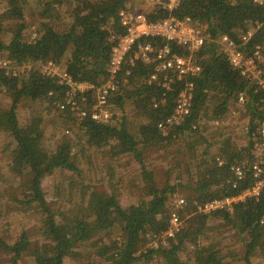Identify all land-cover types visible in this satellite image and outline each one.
I'll list each match as a JSON object with an SVG mask.
<instances>
[{
    "label": "trees",
    "instance_id": "1",
    "mask_svg": "<svg viewBox=\"0 0 264 264\" xmlns=\"http://www.w3.org/2000/svg\"><path fill=\"white\" fill-rule=\"evenodd\" d=\"M39 1L42 5L34 14L41 22L35 31L29 21V0H7L0 15V30L4 32L0 34V57L33 64L31 70L20 75L0 68V102L5 94L12 101L10 108L0 107V131L9 132L13 139L10 181L0 178L4 184L0 220L3 212L12 209L37 215L41 222L37 238L27 229H21L15 237L0 228V255L8 258V264H225L228 257L238 261L239 256L244 264H253L252 257L258 253L264 264V226L260 224L264 192L236 203L232 212L226 208L208 212L198 208L208 200L237 194L252 183L248 176L233 187L230 164L245 158L248 147L239 148L228 126H214L210 120H224L237 108L239 93L246 89L248 112L252 118L261 117L262 92L255 91V86L231 65L220 46L208 41L198 52L201 70L192 77L195 87L191 112L167 135H163L158 123L172 113L183 82L173 84L166 103L155 107L153 98L161 97L163 89L146 82L152 66L137 62L131 67V85L111 99L113 105L123 106L127 101L134 105L142 118L136 134L130 131L125 117L98 122L89 115L79 118L65 110L61 111L62 117L69 131L74 127L75 137L65 134L54 149L47 150L42 117L34 115L21 121L17 114L21 102L29 100L33 106L59 110L56 102L63 98L66 86L42 71L50 61L65 68L77 81L101 84L107 77L113 46L110 36L123 31L119 12L134 0ZM61 8H66L65 13L71 8V22L63 31L55 25V20L61 19ZM173 13L206 25L212 36L222 32L236 42L249 26H254L256 30L245 51L251 55L254 47L261 45L264 54V2L182 0ZM146 14L150 20H157L166 17L168 11L152 8ZM32 32L35 35L31 39ZM181 137H187L189 147L194 149V171L187 173L185 182L172 183L173 166L169 165L161 184L145 152L156 147L175 155L181 150L174 147L175 141ZM73 139L102 149L112 163L118 157L135 160L145 184L142 189L136 187V201L123 204L120 194L129 187L112 170L108 187L87 186L75 208L55 207L48 200L44 178L63 170L80 173L72 153ZM219 154L226 160L223 166L216 160ZM175 164L177 169L180 163ZM70 186L79 191L80 185L75 187V182L71 181ZM178 188L186 190V204L181 208L172 203ZM173 212L179 215L182 227L165 240L162 233L169 228ZM226 227L240 237L244 246L241 253L232 246L223 247L221 237ZM154 234L163 236L158 247L152 245Z\"/></svg>",
    "mask_w": 264,
    "mask_h": 264
},
{
    "label": "built area",
    "instance_id": "2",
    "mask_svg": "<svg viewBox=\"0 0 264 264\" xmlns=\"http://www.w3.org/2000/svg\"><path fill=\"white\" fill-rule=\"evenodd\" d=\"M136 1L145 2L152 8L166 10L168 15L157 20H150L146 11L135 5ZM181 1L134 0L120 10L119 23L123 31L113 32L110 36L113 46L107 67V77L101 84L77 81L65 68L51 61L43 65L42 71L58 78L59 83L66 86L63 98L56 102L59 111L69 110L79 118L89 115L95 121L110 122L114 118L112 110L114 105L111 99L113 95L131 85L129 77L131 67L137 62L151 65L153 71L146 82L163 89L161 97L153 98L155 107L166 103L167 92L172 90L173 84L178 85L183 82L172 113L158 123L160 131L163 135H167L173 128L181 125L190 114L195 87L192 77L201 70L198 52L208 41L215 42L223 49L231 65L239 69L245 79L255 86H253L254 90L262 92L259 100L261 117L252 118L248 112L249 95L246 89L239 93L237 108L232 109L224 120H210L212 125L223 127L234 126V123L239 120L243 132L248 137L247 158L231 163L229 170L233 187L247 180L248 176L252 183L237 194L214 198L198 207L204 212L220 208H226L232 212L236 203L259 197L264 192V54L261 45H256L251 55L245 51V46L256 30L254 26L247 28L239 42L222 32L212 36L206 25L193 21L190 16L178 17L173 13ZM257 1L264 2V0ZM157 40L163 43H158ZM12 65L11 59L0 57V68L14 75L23 73L24 68L21 70ZM66 132L70 133L69 129H66ZM216 160L220 166L226 164L225 158L220 154L216 156ZM174 201L177 207L186 204V199L181 193L174 194ZM260 224L264 226V211ZM181 227L182 221L179 215L173 212L169 228L162 233L164 237L154 234L152 245L158 247L161 237H166V240L179 232Z\"/></svg>",
    "mask_w": 264,
    "mask_h": 264
},
{
    "label": "rangeland",
    "instance_id": "3",
    "mask_svg": "<svg viewBox=\"0 0 264 264\" xmlns=\"http://www.w3.org/2000/svg\"><path fill=\"white\" fill-rule=\"evenodd\" d=\"M30 1V10L31 17L29 18L30 26L33 31H35L41 22V18L37 17L34 12L37 10V7H40L42 3L39 0H29ZM138 8L145 11L151 10L152 6L141 1H136L135 4ZM7 0H0V15L6 9ZM71 8H68L67 13H65L66 8H61V19L55 20V25L60 30H65L69 26L71 19L69 18ZM0 30V34H3ZM35 35L34 32L29 34L30 38ZM28 36V39H29ZM4 57V56H2ZM8 58V57H4ZM13 67L18 69H23V73L28 72L32 69V63L19 64L13 61ZM11 98L8 94H5L0 102L1 108H10ZM114 120L115 122L122 117L126 118L128 127L131 132L137 133L138 127L142 122L141 116L137 113L134 105L131 101H127L123 106L114 105ZM18 117L21 121L31 119L34 115H40L41 125L45 127V132L43 136L44 147L47 150L54 149L60 141H62L63 136L67 134L68 136L75 137V129L71 128L70 133L66 132L68 123L65 124L64 118L62 117L61 111L56 108L48 109L43 105L33 106L29 100H23L21 105L17 110ZM233 131V137L238 142L239 148L246 147L248 137L242 130V125L239 120L234 123V126H228ZM233 128V129H232ZM75 139V138H74ZM73 139V155L78 163L80 173H74L71 171H59L54 174H48L44 178L43 185L45 187V192L47 194L48 200L54 202V206L58 209L66 208L73 209L77 206L78 201L83 198V194L86 191L87 186H96V187H108V177L110 172L115 170L119 176H121L122 183L125 187L129 189L122 194L120 198L125 206L136 201L137 192L145 185L143 177L141 176V169L135 160L130 157L121 158L118 157L115 162L112 163L110 156H106L105 151L102 149H95L88 146H85L83 141L78 142ZM187 137H181L175 142V146L179 147L181 150L175 155L171 153H166L165 151L159 150L156 147H151L146 150L145 155L149 160L150 164L154 166L157 174L158 182L161 184L165 180V169L169 165H172L171 170V181L172 183L185 182L187 173L193 172V162L196 161V156L193 148H190L188 145ZM13 143L12 136L7 131H0V178L9 180V164L11 162V146ZM245 155L247 150L244 151ZM173 155V156H172ZM247 158V156L245 157ZM242 158L240 160H243ZM173 159V160H172ZM173 162V164H172ZM175 162H179L180 165L176 169L174 167ZM198 163V161L196 162ZM71 181L80 185L79 191H75L74 186H70ZM135 186V187H134ZM4 187V184L0 181V192ZM110 190V188H108ZM178 193H181L186 199V190L183 188H178ZM172 203L176 205L174 199ZM180 208L182 206H179ZM176 206V208H179ZM41 222L37 215H33L30 212H19L12 209H7L3 212V216L0 220V228L7 235H14L15 237L20 234L21 229H27L30 235L34 238H37L39 233V226ZM214 228V225L210 226V229ZM214 230V229H212ZM213 234L214 232H211ZM222 245L223 247L232 246L234 249L238 250L241 253L244 246L238 234L230 227L224 228V233L222 234ZM235 242V244H233ZM232 249V248H231ZM225 264H244L242 257H238V261L234 260L232 257H228L225 260ZM253 264H262L263 260L256 253L252 257ZM8 258L0 255V264H8Z\"/></svg>",
    "mask_w": 264,
    "mask_h": 264
}]
</instances>
